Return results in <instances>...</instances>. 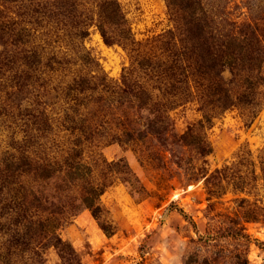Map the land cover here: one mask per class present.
I'll return each mask as SVG.
<instances>
[{"label":"trees","instance_id":"trees-1","mask_svg":"<svg viewBox=\"0 0 264 264\" xmlns=\"http://www.w3.org/2000/svg\"><path fill=\"white\" fill-rule=\"evenodd\" d=\"M166 3L172 27L140 42L120 0H0V264H44L48 248L60 264H83L60 231L86 210L114 235L101 196L117 180L137 195L145 188L125 160L107 161L102 146L154 139L205 158L214 119L238 107L253 120L262 109L264 0H247L244 17L221 0ZM92 27L127 51L119 81L85 47ZM193 100L202 118L179 135L171 112ZM172 156L191 179L204 173L209 211L228 187L264 190V149L258 162L241 152L210 174ZM261 200L242 197L237 213L215 215L223 218L191 239L185 264H250L246 223L264 224ZM222 238L240 245L229 257L217 250Z\"/></svg>","mask_w":264,"mask_h":264},{"label":"rangeland","instance_id":"rangeland-1","mask_svg":"<svg viewBox=\"0 0 264 264\" xmlns=\"http://www.w3.org/2000/svg\"><path fill=\"white\" fill-rule=\"evenodd\" d=\"M246 1L221 0L234 17L248 13ZM120 3L137 41H146L172 27L166 0H120ZM100 35L97 28L92 27L85 47L103 72L119 81L130 64L129 55L122 46L107 45ZM247 115L237 107L214 119L207 130L213 153L205 158L183 145H173L169 147L173 152L168 151L154 139L102 146L99 150L107 161L123 159L128 163L145 191L134 194L127 184L117 180L101 196L107 217L115 226L114 235H106L92 213L86 210L60 231L62 238L72 244L83 264H185L186 256L195 246L191 239H198L199 234L208 235L215 229L213 225L223 218L213 220L215 215H234L239 211L242 197L250 201L262 199L259 204L264 206V190L262 186L249 187L248 191L254 193L247 195L235 193L228 187L225 195L212 199L214 207L209 211L204 173L191 179L187 166L180 167L179 158L172 154L183 157V163L185 159H194L196 170L200 169L197 172L204 170L209 174L237 162L241 152L251 151L258 162L264 149V105L253 120ZM171 116L179 135H184L190 125L202 118L195 100L173 110ZM3 127L0 123V134L6 135L1 131ZM3 140L5 137L0 136L1 143ZM246 228L253 239L248 253L250 264H264V224L246 223ZM217 243V250L225 249L223 253L227 257L240 247L231 238H222ZM229 260L222 264H231ZM60 263L58 251L48 248L44 264Z\"/></svg>","mask_w":264,"mask_h":264},{"label":"bare ground","instance_id":"bare-ground-1","mask_svg":"<svg viewBox=\"0 0 264 264\" xmlns=\"http://www.w3.org/2000/svg\"><path fill=\"white\" fill-rule=\"evenodd\" d=\"M100 37V36H99Z\"/></svg>","mask_w":264,"mask_h":264}]
</instances>
